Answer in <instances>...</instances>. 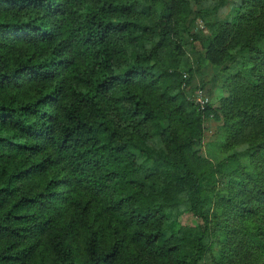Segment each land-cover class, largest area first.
<instances>
[{"label":"trees","instance_id":"trees-1","mask_svg":"<svg viewBox=\"0 0 264 264\" xmlns=\"http://www.w3.org/2000/svg\"><path fill=\"white\" fill-rule=\"evenodd\" d=\"M0 264H264V0H0Z\"/></svg>","mask_w":264,"mask_h":264},{"label":"rangeland","instance_id":"rangeland-1","mask_svg":"<svg viewBox=\"0 0 264 264\" xmlns=\"http://www.w3.org/2000/svg\"><path fill=\"white\" fill-rule=\"evenodd\" d=\"M222 16L224 17L229 13V8L226 6L222 9ZM191 32L196 33L198 39L191 40V35L189 32L183 33L184 36V47L183 52L185 57H188L192 63V76L189 84L184 86L186 91L192 92V98L196 100L198 96L208 98V105L215 106L217 104L218 95L220 93L219 89H214L211 87V76L213 73V67L211 65L198 66L193 63V47L199 45L200 41H203L210 34V30L207 26L203 25V22L196 20V24L192 25ZM204 86H201V85ZM212 88V90H211ZM203 138L201 144H199L196 149L200 155L207 156L208 149H215L217 142H219L223 136L224 132L220 124L213 119H205L203 123ZM178 220L183 224H198L200 219L191 214L189 211H184Z\"/></svg>","mask_w":264,"mask_h":264},{"label":"built area","instance_id":"built-area-1","mask_svg":"<svg viewBox=\"0 0 264 264\" xmlns=\"http://www.w3.org/2000/svg\"><path fill=\"white\" fill-rule=\"evenodd\" d=\"M195 101L199 104L200 108L203 109L204 105L208 101V98L206 96L204 98H202L201 96H198Z\"/></svg>","mask_w":264,"mask_h":264}]
</instances>
